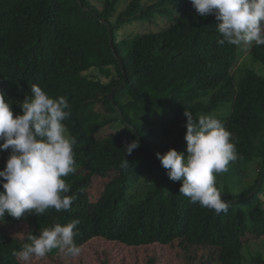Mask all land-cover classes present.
I'll return each instance as SVG.
<instances>
[{"label": "trees", "instance_id": "obj_1", "mask_svg": "<svg viewBox=\"0 0 264 264\" xmlns=\"http://www.w3.org/2000/svg\"><path fill=\"white\" fill-rule=\"evenodd\" d=\"M118 2L102 0L99 8L91 0H0V91L12 111L22 114L33 84L71 106L64 123L77 138L76 171L64 179L77 199L52 223L79 220L78 246L92 237L129 246L189 238L217 249L218 264H243L246 236H264V177L252 195L264 169V75L251 68L234 77L237 46L219 45V22L200 17L190 0H128L116 13ZM157 15L169 17L166 28L118 39L123 27ZM249 57L263 65L264 46L251 45ZM185 109L216 115L232 133L238 159L216 174L226 213L191 203L156 158L169 149L186 154ZM133 140L140 147L125 155ZM8 152L0 151V170ZM249 163L257 166L251 178ZM99 174L111 176L97 200L85 203L81 190ZM232 177L234 184L251 180L235 190ZM30 216L5 213L0 225L29 222L40 232L41 216ZM26 242L0 228V264H20L15 253ZM255 254L250 264H264Z\"/></svg>", "mask_w": 264, "mask_h": 264}, {"label": "clouds", "instance_id": "obj_2", "mask_svg": "<svg viewBox=\"0 0 264 264\" xmlns=\"http://www.w3.org/2000/svg\"><path fill=\"white\" fill-rule=\"evenodd\" d=\"M200 17L213 16L219 23L216 31L221 46L264 45V0H190ZM14 116L12 104L0 91V151L10 150L0 170V220L5 213L19 219L25 213L42 216L48 209L63 212L77 199L68 195L71 186L64 179L76 171L72 136L64 123L70 115V103L63 96L50 97L33 84ZM186 154L169 149L156 153L161 166L172 182H179V193L193 204L226 213L229 203L216 187V174L228 171L230 162L238 159L232 133L214 114L194 116L184 110ZM133 140L124 149L131 155L139 148ZM128 162L123 159L121 167ZM79 220L65 225L45 227L35 236L30 231L20 235L27 241L15 253L20 261L43 258L58 249L69 258H76L81 248L75 243Z\"/></svg>", "mask_w": 264, "mask_h": 264}, {"label": "rangeland", "instance_id": "obj_3", "mask_svg": "<svg viewBox=\"0 0 264 264\" xmlns=\"http://www.w3.org/2000/svg\"><path fill=\"white\" fill-rule=\"evenodd\" d=\"M92 3L101 8L102 0H91ZM128 0H119L116 6V13L121 12L127 5ZM168 16H155L152 20L146 22H134L123 27L118 35V39H131L135 34L155 33L166 28L169 25ZM264 46V45H263ZM251 46L237 47L236 60L231 69L235 78L241 76V70H254L256 73L264 75V64L254 63L250 59ZM90 76H96V70L88 73ZM12 110V109H11ZM224 110L227 111L226 108ZM14 116L16 115L13 112ZM111 129L104 132H98V137H104L109 134ZM10 152V150H9ZM8 152V154H9ZM253 163L245 166L246 176L253 177L256 172ZM228 170L230 167L228 166ZM111 174H99L93 180L88 182L81 190V199L85 203H94L103 190V183L108 181ZM247 179V181L251 179ZM246 179L235 183V177L229 180L230 187L235 190L242 189L247 185ZM245 184V185H244ZM61 212L47 210L39 220L43 228L52 227L59 222L52 220L59 216ZM75 213V208H72ZM33 214L30 216V220ZM60 224V223H59ZM1 230L12 237L26 241L20 233L30 231L38 236L39 231L35 230L29 222L16 224H1ZM243 264H250L251 259L260 252L264 256V236L247 235L244 242ZM81 253L76 258H69L58 249H53L54 254L50 252L43 258L33 257L27 264H218L217 249L205 246L201 243L184 238L182 241L170 242L168 244L150 243L146 245L129 246L118 241H111L102 237H92L83 245L79 246ZM51 251V252H52ZM17 262L25 264L17 257Z\"/></svg>", "mask_w": 264, "mask_h": 264}, {"label": "water", "instance_id": "obj_4", "mask_svg": "<svg viewBox=\"0 0 264 264\" xmlns=\"http://www.w3.org/2000/svg\"><path fill=\"white\" fill-rule=\"evenodd\" d=\"M113 53H114V51H113ZM112 93H113V91H111V93H110L109 96H108V98H109L110 100H111ZM263 177H264V169H263V171H262V173H261V177H260V179H259V182H258L257 188H256V190L252 193V195H254L255 192L259 189Z\"/></svg>", "mask_w": 264, "mask_h": 264}]
</instances>
